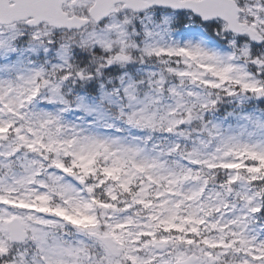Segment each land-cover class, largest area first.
<instances>
[{"label":"snow or ice","instance_id":"obj_1","mask_svg":"<svg viewBox=\"0 0 264 264\" xmlns=\"http://www.w3.org/2000/svg\"><path fill=\"white\" fill-rule=\"evenodd\" d=\"M0 264H264V0H0Z\"/></svg>","mask_w":264,"mask_h":264}]
</instances>
